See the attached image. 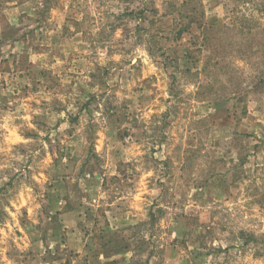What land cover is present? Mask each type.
Here are the masks:
<instances>
[{
    "label": "rangeland",
    "instance_id": "rangeland-1",
    "mask_svg": "<svg viewBox=\"0 0 264 264\" xmlns=\"http://www.w3.org/2000/svg\"><path fill=\"white\" fill-rule=\"evenodd\" d=\"M0 264H264V0H0Z\"/></svg>",
    "mask_w": 264,
    "mask_h": 264
},
{
    "label": "trees",
    "instance_id": "trees-1",
    "mask_svg": "<svg viewBox=\"0 0 264 264\" xmlns=\"http://www.w3.org/2000/svg\"><path fill=\"white\" fill-rule=\"evenodd\" d=\"M189 2H186V3H184V4H188ZM198 28L200 29V35L202 34V36H201V38H199V40H198V47L200 48V49H202L201 50V52H203V53H205V51L207 50V45H206V43H205V35L207 34V32L209 31V30H211L212 29V27L210 26V25H203V24H199V26H198ZM190 29V27H187L186 29H180L179 30V33H183L184 31H187V30H189ZM190 31V30H189ZM204 46V47H203Z\"/></svg>",
    "mask_w": 264,
    "mask_h": 264
}]
</instances>
